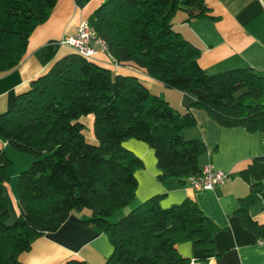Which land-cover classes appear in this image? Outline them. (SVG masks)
I'll return each mask as SVG.
<instances>
[{"label":"trees","instance_id":"16d2710c","mask_svg":"<svg viewBox=\"0 0 264 264\" xmlns=\"http://www.w3.org/2000/svg\"><path fill=\"white\" fill-rule=\"evenodd\" d=\"M58 0H0V74L25 58L32 32L48 18ZM186 21L210 16L205 0H106L88 18L118 63H130L165 86L183 92L186 110L174 108L133 75L76 51L56 60L33 78L30 88L0 113V140L31 154L30 166L16 184L19 215L8 224L2 184L12 162L0 149V264H22L33 241L56 231L73 211L89 209L82 224L106 233L112 254L105 264H191L178 245L191 241L211 253L218 226L196 200L164 208L163 195L142 201L117 221L110 219L131 204L144 166L127 139L145 142L155 152L158 179L188 178L202 171L207 147L186 138L197 125L191 107L205 110L220 125L264 132V74L252 67L209 73L198 63L200 49L173 27L179 11ZM83 116L92 117L91 142ZM253 193L264 199V162L241 171ZM247 229L264 241V223L238 211ZM207 260V259H206ZM64 264H91L69 259Z\"/></svg>","mask_w":264,"mask_h":264},{"label":"crops","instance_id":"0c3cea01","mask_svg":"<svg viewBox=\"0 0 264 264\" xmlns=\"http://www.w3.org/2000/svg\"><path fill=\"white\" fill-rule=\"evenodd\" d=\"M105 1L58 0L46 21L30 35L23 61L13 70L0 74V113L30 88L33 78L45 73L60 57L75 51L62 41L72 36L79 23L88 20ZM205 1L210 7L209 17L186 21L187 13L179 10L172 20L174 29L200 49L199 65L209 73L252 67L264 74V0ZM91 60L111 68L116 74L138 77L151 93L163 97L180 111L186 110L183 92L165 86L132 64H115L104 52ZM190 112L197 125L187 128L185 136L205 142L207 152L201 158L202 167L209 163L227 172L225 183L207 190L195 189L176 178L162 182L158 179L160 170L154 150L143 141L127 139L124 146L144 164L135 172L138 187L132 208L153 195H163L161 205L164 208L190 196L219 230L214 236L213 252L208 253L193 242L185 241L178 245L183 256L196 264H264V241L244 227L238 213L239 209H246L251 218L264 223V199L253 193L241 176L250 162H264V132H250L242 126H222L200 108L191 107ZM86 137L95 141L92 126ZM7 146L0 140V149ZM9 180L3 182L2 188L10 212L7 223L12 224L18 218L19 208L16 190ZM90 214L86 208L73 211L56 231L36 238L31 249L20 255L22 264H64L69 259L105 264L113 246L106 233L82 224Z\"/></svg>","mask_w":264,"mask_h":264},{"label":"built area","instance_id":"2783aa9c","mask_svg":"<svg viewBox=\"0 0 264 264\" xmlns=\"http://www.w3.org/2000/svg\"><path fill=\"white\" fill-rule=\"evenodd\" d=\"M71 46L77 53L88 59L94 58L99 52L107 53L110 58L116 60L108 52L107 42L98 35V32L92 28L89 20L79 23L75 33L62 41ZM228 178V173L216 169L212 164H205L202 171L197 175L188 178V183L195 189L213 190L217 186L223 185ZM191 264H196L194 261Z\"/></svg>","mask_w":264,"mask_h":264},{"label":"rangeland","instance_id":"374dc122","mask_svg":"<svg viewBox=\"0 0 264 264\" xmlns=\"http://www.w3.org/2000/svg\"><path fill=\"white\" fill-rule=\"evenodd\" d=\"M262 100L264 101V97L262 98ZM82 120L86 123L85 134L89 135L91 133L92 117L91 116H83ZM5 151H6L7 157L12 162V165H11V168L8 172V175L10 177V180H9L10 184L15 191L19 175L23 170H26L30 166V164L32 162V156L29 153L18 151L11 146H7V148H5ZM131 209H132V204H129L128 206L118 210L113 216L110 217V219H112V221L115 222L123 216L124 212L128 213V211H130ZM122 212H123V214H122Z\"/></svg>","mask_w":264,"mask_h":264}]
</instances>
